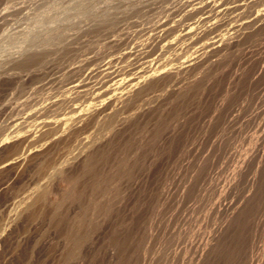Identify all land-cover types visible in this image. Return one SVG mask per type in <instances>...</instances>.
<instances>
[{"label":"rangeland","instance_id":"374dc122","mask_svg":"<svg viewBox=\"0 0 264 264\" xmlns=\"http://www.w3.org/2000/svg\"><path fill=\"white\" fill-rule=\"evenodd\" d=\"M199 6H205L202 12ZM197 13L205 19L203 27L196 21L200 19ZM263 16L264 0H0V141L7 140L4 137L11 141L0 146V167L6 162L0 168V264H143L145 258L153 263L145 260L144 264H155L158 259L165 264L173 260L175 264H199L205 244L222 231L229 233L230 243L220 254L223 259L210 264L229 260L228 264H263ZM211 25L213 33L207 38L225 36L224 40L234 38L232 42L238 44L231 43L200 68H180L178 56L184 61L197 54V46L192 48L190 43L197 37L194 26H200L195 30L203 34L202 29ZM22 47L36 50V58L32 55L18 62ZM166 67L175 72L167 86L153 82L155 87L150 85V90L141 89V95L138 91L135 98H127L133 80ZM169 87L177 89L169 95ZM75 117L80 120L74 124ZM43 121L54 124L48 125L54 130L46 128L54 132L48 130L49 137L42 131L46 126L40 130ZM85 150L101 155L92 159L94 165L90 161V170L83 168ZM19 154L26 160L11 163L22 158ZM76 156L79 159L74 162ZM61 165L67 171L60 176L63 180L62 173L54 170ZM98 170L105 172L99 176ZM110 178L115 181L109 185ZM75 185L71 198L64 194L68 186ZM37 187L39 202L28 206L26 197L34 190L37 193ZM103 187H107V197L101 193ZM91 195L100 199L93 202L90 198L91 203ZM58 196L59 214L49 205ZM85 210L92 216L82 219L90 225L82 222L87 230L81 226L84 239L75 255L64 249V243L74 218L78 222ZM54 213L57 216H51ZM249 228L247 233L255 241L235 242L248 239L245 232ZM165 233L170 240L179 238V243L159 241L161 236L167 239ZM146 243L153 248H149L151 253L145 250V256ZM135 248L136 255L144 256L141 261ZM159 248L171 254L170 262ZM227 251L231 258L225 256Z\"/></svg>","mask_w":264,"mask_h":264},{"label":"bare ground","instance_id":"6f19581e","mask_svg":"<svg viewBox=\"0 0 264 264\" xmlns=\"http://www.w3.org/2000/svg\"><path fill=\"white\" fill-rule=\"evenodd\" d=\"M221 1H222V0H221ZM214 3H215V2H214ZM198 4H199V3H198ZM206 5H207V4H206ZM209 5H211V3H209ZM197 6H198V5H197ZM199 7H200V6H199ZM200 8H202V7H200ZM200 8H198V9H200ZM204 8H205V6H204ZM204 8H202V9L200 10V12H202ZM195 10H197V9H196V8L194 9V14L196 15V11H195ZM260 13H261V12H260ZM260 13H259V14H260ZM198 14H199V13H197V15H198ZM200 15H201V14H200ZM262 15H263V14H262ZM198 16H199V15H198ZM201 17H202V16H201ZM257 17H258V16H257ZM199 18H200V16H199ZM203 18H204V17H203ZM203 18L196 19V21H197V20H200V21H201V22H200V21H199V22L201 23V26H202V27L204 26V24H202V22L205 23V21H204L205 19H203ZM263 18H264V16H263ZM261 19H262V17H261ZM260 21H261V20H260ZM262 21H263V20H262ZM197 22H198V21H197ZM197 22H195V25H196ZM254 22H255V24H256V21H254ZM260 23H262V22H260ZM260 23H259V24H260ZM197 24H198V23H197ZM249 24H250V23H249ZM252 24H253V26H254V23H252ZM252 24H251V25H252ZM199 25H200V24H199ZM213 25L215 26V24H213ZM206 26H207V25H206ZM211 26H212V25H211ZM246 26H247V24H246ZM248 26H249V25H248ZM196 27H197V25H196ZM196 27L194 26L193 34H194V36H197V37H196L195 40L192 39V41L194 40L193 42H190L191 44H194V45H193L194 47H192V45H191L192 48H195V47L197 46V50L194 51V52H197V54H195L196 56L194 55V57H192V58H188V59H186V60H184V61H182V60H183V58H182L183 56L181 57V55H180L181 53L178 54V55H180V56H178V57H181L182 60H180L181 58L178 59V57H177V60H179V62H180V68L185 69V70H195L198 66H199V68H200L201 63H203V62H205V61H206V62L208 61V63H209L211 57H212L214 54H218V53L220 54V52H222L225 48H227L228 46H229V47L232 46L231 43H235V42H236V41H235V42H232V41L234 40V38H231V39H233V40H231V39H227V38H226L227 40H224V39H225V36L222 37V38H224V39L219 38L220 36L217 37V38H215L216 36H215V37H212V36H211V38H209V37L207 38L206 36H207L208 34L210 35V33H213V30H212L213 26H212V27H210V26H209V27H206L205 29L203 28V29H202V30L204 31L203 34H202L199 30H198L199 32H198V31L196 32V30H195ZM199 27H200V26H198V28H199ZM202 27H201V28H202ZM198 28H196V29H198ZM214 28H215V27H214ZM249 28H250V27H249ZM199 29H200V28H199ZM239 29H240V28H239ZM250 30H251V29H250ZM260 30H261V29H260ZM59 31H60V30H59ZM235 31H236V30H235ZM60 32H61V31H60ZM233 32H234V31H233ZM198 33H200V34H202V35H200V34H198ZM256 33H257V32H256ZM259 33H260V32H259ZM225 34H226V33H225ZM227 34H228V33H227ZM234 34H235V33H234ZM234 34L232 35V33H231L232 36H234ZM241 34H242V33H241ZM209 35H208V36H209ZM218 35H219V34H218ZM237 35H238V34H237ZM251 35H252V34H251ZM185 36H187V35H185ZM228 36H230V34H229ZM240 36H241V35H240ZM240 36H239V38H240ZM242 36H243V35H242ZM28 37H29V32L26 34V38H28ZM246 37H248V36H246ZM48 38H49V37H48ZM236 38H238V36H237ZM236 38H235V39H236ZM239 38H238V39H239ZM243 39H244V38H243ZM243 41H244V40H243ZM236 43H237V42H236ZM237 44H238V43H237ZM195 45H196V46H195ZM187 47H188V46H187ZM238 47H239V46H238ZM238 47H237V48H238ZM180 48H182V47H180ZM189 48H190V47H189ZM233 48H235V47H233ZM183 49H184V51H185V49H187V48H186V47H185V48L183 47ZM183 49H182V50H183ZM187 50H188V49H187ZM187 50H186V51H187ZM191 50H192V49H191ZM191 50H190L189 52H191ZM35 51H36V50H32V49H30V48H26V47H22V48L19 49V51H18L17 59H18L19 61H18V60H17V61L20 62V60H21L22 58H24V57H29V58H30V56H32V55L36 58V56H35V55H36ZM186 51H185V52H186ZM181 52H182V54H186L185 52L183 53V51H181ZM189 52L187 53V55H189ZM225 53H226V52H225ZM189 57H190V55H189ZM27 59H28V58H27ZM33 59H34V58H33ZM21 61H22V60H21ZM23 61H25V59H23ZM29 61H30V60H29ZM32 61H33V60H32ZM181 61H182V62H181ZM206 62H205V63H206ZM210 62H211V61H210ZM203 64H204V63H203ZM201 66H202V65H201ZM174 73H175V72L173 71L172 68L166 67V68H164V69L156 70V71H154L153 73H149V75L147 74V76H146V77L144 76L145 78L143 77L144 79L142 78V80H141V79L138 80V78H137V79L135 78L136 80H133V81H135V83H134V84L132 83V85H133L132 89L129 88V89H130V92L128 91L129 93L127 92V95H126V94H125V95L127 96V98H131V97L134 96V94H136V92L140 91L141 89L146 88L147 90L144 89V91H148L149 88H147V87H149L150 85H152L153 82H156V83L158 82V83H159V81H160V85L165 87V86H167V85L170 83V81L173 79V75H174ZM155 80H157V81H155ZM131 82H132V81H131ZM153 85H154V86H153ZM153 85H152V86L155 87V84H153ZM156 85H157V84H156ZM130 87H131V86H130ZM151 88H152V87H151ZM151 88H150V89H151ZM150 89H149V90H150ZM176 89H177L176 87H171V88L169 87V88L166 89V92L170 95L169 92L172 93V91H174V90H176ZM144 91H143V94H144ZM175 92H177V91H175ZM141 93H142V92L140 91V93H138V95H141ZM143 94H142V95H143ZM174 94H175V93H174ZM126 96H125V97H126ZM135 96H136V95H135ZM138 97H139V96H138ZM133 98H135V97H133ZM133 98H132V99H133ZM71 101H73V100H71ZM70 103H71V102H70ZM66 104H67V101H66ZM79 120H80V119H79ZM79 120H78V118L75 117V118H73V123L75 124V122H76V121H79ZM74 121H75V122H74ZM43 122H44V121H43ZM43 122H42V124H39V126H42V127L40 128V130L43 129L44 126H46V127H45V130H44V129L42 130V131L44 132V135H48V132H49V134H53L54 132L51 133L50 131L54 130V127H50V126H48V125H50V124L52 123V121H49L50 124L47 123L48 121H47V122L45 121L44 123H43ZM77 123H78V122H77ZM77 123H76V124H77ZM53 125H54V124H53ZM53 125L51 124V126H53ZM39 126H38V127H39ZM48 127H49V128H52V130L47 129V131L49 130V131L47 132V131H46V128H48ZM45 131L47 132V134H46ZM36 132H37V131H36ZM36 132H34V134H35ZM40 133H41V131H40ZM41 134H42V133H41ZM41 134H40V135H41ZM35 136L38 137L39 135L37 134V135H35ZM50 136H51V135H50ZM48 137H49V135H48ZM4 138H7V140L10 141V138L8 139V137H4ZM14 139H15V138H14ZM0 140H1V139H0ZM3 140H4V142H1L2 140L0 141V142L2 143V145H0V146H3V144L7 141L6 139H3ZM11 140H13V138H12ZM10 142H11V141H10ZM112 142H113V141H112ZM109 143H110V140H109ZM114 143H115V142H114ZM6 144H7V143H6ZM6 144H5V145H6ZM5 145H4V146H5ZM8 145H9V143H8ZM115 145H116V144H115ZM112 146H113V145H112ZM6 147H7V146H6ZM105 147H106V146H105ZM3 148H4V147H3ZM16 148H17V147H16ZM20 148H21V147H20ZM101 148H102V147H99L98 149L101 150ZM108 148H109V146H108ZM114 148H115V147H113V148L110 147L111 150L114 149ZM118 148H119V147H118ZM95 149H96V148H95ZM103 149H104V147H103ZM17 150H18V149H17ZM88 150H89V149H88ZM96 150H97V149H96ZM96 150H94V151H96ZM99 150H98V153L100 152ZM105 150L107 151V148H106ZM0 151H1V150H0ZM14 151H15V150H14ZM85 151H87V150H85ZM112 151H113V150H112ZM16 152H17V151H16ZM22 152H23V151H22ZM87 152H88V154H87L86 156H85V154H84V155L82 154L83 152L81 153V154L83 155V157H84V158L82 157V158H83V161H84V162H83V168L87 167L86 169H88V166H89L90 164H92V163H93L92 165L95 164V160L93 161L92 159H96V158L101 157V155H100L99 157H96V156H95L96 154L94 155L95 152H91V151H87ZM87 152H85V153H87ZM109 152H110V151H109ZM117 152H118V151H117ZM20 153H21V152H20ZM100 153H101V152H100ZM103 153H105V152H103ZM107 153H108V152H107ZM110 153H111V152H110ZM110 153H109V154H110ZM112 153H113V152H112ZM16 154H18V153H16ZM23 154H24V153H23ZM81 154H79V156H80ZM116 154H117V153H116ZM19 155L22 157L21 154H19ZM24 155H25V154H24ZM97 155H98V154H97ZM106 155H107V154H106ZM15 156H16V155H15ZM26 156H27V155H26ZM123 156H124V155H123ZM129 156H130V155H129ZM12 157H14V156H12ZM23 157H24V156H23ZM23 157H22V158H18V157H17V158H15L13 161L11 160L12 158L9 157L8 159H10L12 162H11L10 160H7V161H10L11 163H17V164H19L20 161L23 159ZM27 157H28V156H27ZM117 157H118V156H117ZM119 157H120V156H119ZM125 157H126V155H125ZM25 158H26V157H24V160H26ZM74 158H75V159H74ZM74 158H73V159H74V162H75L76 158H78V157L76 156V157H74ZM102 158H103V157H102ZM127 158H128V157H127ZM78 159H79V158H78ZM106 159L109 160V157L106 158ZM117 159H118V158H117ZM81 160H82V159H81ZM102 160H103V159H102ZM115 160H116V159H115ZM119 160H120V159H119ZM121 160L124 161L123 158H122ZM121 160H120V161H121ZM127 160H128V159H127ZM127 160H126V161H127ZM22 161H23V160H22ZM70 161H71V160H70ZM90 161H93V162L90 163ZM104 161H105V160H104ZM117 161H118V160H117ZM4 162H5V161H4ZM4 162L2 163L3 168H4V165H3ZM18 162H19V163H18ZM68 162H69V161H68ZM71 162H72V161H71ZM71 162H70V165H73V163H71ZM76 162H77V161H76ZM81 162H82V161H79L77 164H79V163L81 164ZM112 162H113V161H112ZM115 162H116V161H115ZM128 162H129V161H128ZM8 163H9V162H7V165H8ZM42 163H43V162H42ZM44 163H45V162H44ZM104 163H107V162H104ZM121 163H122V162H121ZM121 163H118V164L120 165ZM5 164H6V162H5ZM17 164H16V165H17ZM67 164H69V163H67ZM77 164H75V165H77ZM122 164H123V163H122ZM128 164H129V163H128ZM13 165H14V164H13ZM42 165H43V164H42ZM46 165H48V164H46ZM52 165H53V164H52ZM64 165H66V164H64ZM64 165H63V166L61 165L60 167H59V166H57V167L55 166L56 169H54V170H56L57 174H58V172H59V173H62L61 175H59V177H60V176L63 177L62 175L67 174V171H66V169H65L66 167H65ZM111 165L113 166L114 163L111 164ZM111 165H110V167H111ZM0 166H1V164H0ZM5 166H6V165H5ZM9 166H10V164H9ZM73 166H74V165H73ZM77 166H79V165H77ZM77 166H76V167H77ZM80 166H81V165H80ZM96 166H97V164H96ZM123 166H124V165H123ZM123 166H122V167H123ZM127 166H128V165H127ZM51 167H52V166H51ZM53 167H54V166H53ZM68 167H70V170L73 169V168H71V166H68ZM89 167H90V166H89ZM104 167H105V164H104ZM118 167H119V166H118ZM120 167H121V166H120ZM120 167H119V168H120ZM0 168H1V167H0ZM3 168H1V169H3ZM7 168H8V167H7ZM91 168H92V167H91ZM91 168H90V169H91ZM100 168H101V166H100ZM112 168H113V167H112ZM114 168H115V167H114ZM116 168H117V167H116ZM116 168H115V169H116ZM125 168H126V167H124V169H125ZM128 168H129V167H128ZM49 169H50V168H49ZM51 169H52V168H51ZM68 169H69V168H68ZM68 169H67V170H68ZM80 169H81V168H80ZM86 169H84V171H85ZM90 169H88V170H90ZM108 169H109V167H108ZM117 169H118V168H117ZM54 170H53V173H52V174L56 173ZM77 170H78V167H77ZM103 170H105V169H103ZM109 170H112V169H109ZM109 170H108V171H109ZM118 170H119V169H118ZM126 170H127V168H126ZM126 170H124V171H126ZM130 170H131V169H130ZM130 170H129V172H130ZM68 171H69V170H68ZM74 171H75V170H74ZM81 171H82V170H81ZM81 171H79V172H81ZM98 171H100V173L98 172V173H99V176H100V174H102V173L105 172L106 170L103 171V172H102V170H98ZM116 171H117V170H116ZM116 171H115V172H116ZM82 172H83V171H82ZM92 172H93V171H92ZM101 172H102V173H101ZM109 172H111V171H109ZM109 172H108V174H109ZM121 172H122V171H121ZM121 172H120V173H121ZM74 173H75V172H74ZM77 173H78V172H77ZM86 173H87V172H86ZM106 173H107V172H106ZM50 174H51V173H50ZM52 174H51V175H52ZM69 174H71V172H69ZM72 174H73V173H72ZM93 174H94V173H93ZM103 174H104V173H103ZM103 174H102V175H103ZM108 174H107V175H108ZM123 174H124V173H123ZM127 174H129V173H127ZM54 175H55V176H54ZM54 175H53L54 178L57 177L56 174H54ZM76 175H77V174H76ZM86 175L88 176V174H86ZM107 175H105V176H107ZM110 175H111V173H110ZM112 175H113V173H112ZM68 176H69V175H68ZM70 176H71V175H70ZM72 176H73V175H72ZM74 176H75V175H74ZM74 176H73V177H74ZM89 176H90V175H89ZM94 176H95V175H94ZM99 176H98V177H99ZM113 176H114V175H113ZM117 176H118V175H117ZM127 176H129V175H127ZM61 177H60V178H61ZM77 177H78V176H77ZM82 177L84 178V176H82ZM96 177H97V176H96ZM96 177H95V179H96ZM102 177H104V176H102ZM108 177H109V175H108ZM108 177H107V179H108ZM114 177H115V176H114ZM60 178H59V179H60ZM65 178H66V177H65ZM69 178H70V177H69ZM69 178H68V179H69ZM87 178H88V177H87ZM91 178H92V177H91ZM104 178L106 179V177H104ZM61 179H62V178H61ZM68 179H66V180L68 181ZM70 179H72V178H70ZM74 179H75V177H74ZM78 179H80V178H78ZM85 179H86V178H85ZM93 179H94V178H93ZM93 179H90V181L93 180ZM99 179H100V178H99ZM99 179H98V180H99ZM105 179H104V182H106ZM112 179H113V178H112ZM112 179L110 178V182H108L109 185L111 184V181H112V182L115 181V180H112ZM118 179H119V178H118ZM57 180H58V177H57ZM62 180H63V179H62ZM64 180H65V179H64ZM72 180H73V179H72ZM72 180H70V181H72ZM76 180H77V179H76ZM86 180H88V179H86ZM86 180H83V181H86ZM102 180H103V179H102ZM102 180H101V181H102ZM108 180H109V179H108ZM70 181H69V182H70ZM94 181H95V180H94ZM74 182H76V181H74ZM85 183L88 184L87 182H85ZM92 183H93V182H92ZM106 183H107V182H106ZM113 183H114V182H113ZM89 184H90V182H89ZM93 184L96 185V183H93ZM67 185H69V184H67ZM73 185H74V184H73ZM81 185H82V184H81ZM90 185H91V184H90ZM102 185H104V184L102 183ZM109 185H108V186H109ZM112 185H113V184H112ZM50 186H51V185H50ZM84 186H86V185H84ZM87 186H88V185H87ZM97 186H98V185H97ZM97 186L95 187V186L93 185V186H91V187H94V188L97 189ZM106 186H107V184H106ZM108 186H107V187H108ZM46 187H47V186H46ZM46 187H45V189H46ZM66 187H67V186H66ZM75 187H76V185H75V186H68V187H67L68 189L65 190L66 192L63 190L62 193L65 192L64 194H66V195L68 194L69 197H70V195H71V193L74 191V188H75ZM82 187H83V186H82ZM82 187H81V188H82ZM99 187H100V186H99ZM101 187H102V186H101ZM107 187H103V188H101L102 192H101V191H100V192L103 193L104 190H105L104 188H106V190H107ZM112 187H113V186H112ZM48 188H50V187H47V190H48ZM52 188H53V187L51 186V189H52ZM88 188H89V186H88ZM94 188H93V189H94ZM109 188H111V187H109ZM41 189H42V186H41ZM43 189H44V187H43ZM43 189H42V190H43ZM63 189H64V188H63ZM79 189H80V188H79ZM96 189H95L94 191H92V192H95ZM99 189H100V188H99ZM37 190H38V187H37V189H36V192H37V193H35V192H34L35 190H34V191H32V193H30V194H32V196H30V194H28V196H30V197H29V198L26 197L27 200H28V202H26V201H25V202L28 204V206L31 205V204H34V202L37 200V198L40 197V196H38V194H40V190H39V192H38ZM47 190L45 191L46 193L48 192ZM49 190H50V189H49ZM80 190H82V189H80ZM86 190H87V189H86ZM106 190H105V192H106ZM108 190H109V189H108ZM43 191H44V190H43ZM43 191H42V193H43ZM75 191H76V189H75ZM75 191H74V192H75ZM78 191H79V190H78ZM83 191H84V190H83ZM89 191H90V190H89ZM97 191H98V190H97ZM113 191H114V190H113ZM113 191H112V192H113ZM45 192H44V193H45ZM49 192H50V191H49ZM49 192H48V193H49ZM51 192H53V190H51ZM57 192H58V191H57ZM67 192H68V193H67ZM69 192H70V193H69ZM81 192H82V191H81ZM86 192H87V191H86ZM86 192H85V193H86ZM105 192H104L103 196H104L105 194H107V193H105ZM33 193H34V194H33ZM48 193L45 194V195H49ZM77 193H78V192H77ZM87 193H88V192H87ZM90 193H91V191H90ZM90 193H89V194H90ZM108 193H109V192H108ZM36 194H37V195H36ZM91 194H92V193H91ZM94 194H95V193H94ZM41 195L43 196V194H41ZM75 195H76V194H75ZM83 195H84V194H83ZM86 195H87V194H86ZM86 195H85V196H86ZM92 195H93V194H92ZM92 195H91V197L89 196V199H90V198L93 199V202H94V200H97V199L99 198V197H98L97 199H94L96 196H98L97 193H96V196L93 197V198H92ZM36 196H37V197H36ZM59 196H60V195H59ZM59 196H58L57 200H55V199H56V196H55V199H54L55 201L53 200V202H51L52 200H50L51 204H52V203H53V204H52V205L49 204V205H50V207L52 206L51 208H53V206H54L55 211H56L57 209L60 210L59 208L62 206V204H61V202H60V198H59ZM81 196H82V195H81ZM105 196H106V195H105ZM44 197H45V196H44ZM44 197H43V198H44ZM60 197H63V198H64V197H66V196L63 195V196H60ZM69 197H67V199H68ZM71 197H72V196H71ZM71 197H70V198H71ZM106 197H107V196H106ZM49 198H51V197L49 196ZM78 198H79V196H78ZM78 198H77V199H78ZM80 198H81V197H80ZM39 199H40V198H39ZM41 199H42V198H41ZM58 199H59V200H58ZM64 199H65V198H64ZM64 199H62V200H64ZM73 199H74V197H73ZM91 199H90V200H91ZM99 199H100V198H99ZM81 200H82V199H80V201H81ZM85 200H86V199H85ZM85 200H84V202H85ZM37 201H38V200H37ZM48 201H49V200H48ZM66 201H67V200H66ZM70 201H71V199H70ZM74 201H75V200H74ZM38 202H39V201H38ZM43 202H44V200H43ZM46 202H47V201H46ZM46 202H45V203H46ZM50 202H49V203H50ZM58 202H60V204H59ZM62 202H65V200L62 201ZM71 202H72V201H71ZM76 202L78 203V201H76ZM90 202L92 203V200H91ZM41 203H42V202H41ZM82 203H83V202H82ZM86 203H87V202H86ZM86 203H84V204H86ZM96 203H97V202H96ZM71 204H72V203H71ZM88 204H90V203H88ZM101 204H102V203H101ZM101 204H100V206H101ZM24 205H25V203H24ZM34 205H35V204H34ZM36 205H37V204H36ZM36 205H35V206H36ZM60 205H61V206H60ZM72 205H73V204H72ZM94 205H95V203H94L93 205L91 204L90 207L92 208ZM104 205H105V204H104ZM28 206H27V207H28ZM63 206H64V205H63ZM79 206H80V205H79ZM98 206H99V204H98ZM98 206H96V207L98 208ZM100 206H99V208H100ZM102 206H103V205H102ZM27 207H26L25 209H28ZM77 207H78V206H77ZM87 207H89V206L87 205ZM87 207H86V208H87ZM96 207H95V209H97ZM51 208H50V209H51ZM62 208H63V207H62ZM80 208H81V207H80ZM93 208H94V207H93ZM93 208H92V209H93ZM99 208L97 209V211L99 210ZM101 208H102V207H101ZM103 208H104V207H103ZM75 209H77V208H75ZM81 209H82V208H81ZM83 209H84V208H83ZM89 209H90V208H89ZM95 209H94V210H95ZM106 209H107V208H106ZM58 210H57V213L59 214L60 212H59ZM101 210H102V209H101ZM53 211H54V210H51V212H53ZM55 211H54V212H55ZM105 211H106V210H105ZM35 212H36V211H35ZM78 212H81V210L78 211ZM83 212H84V211H82V213H83ZM67 213H68V212H67ZM67 213H66V215H67ZM84 213H86V210H85ZM89 213H90V214H89ZM103 213H104V212H103ZM51 214H52V213H51ZM54 214H56V213H54ZM54 214L51 215V216H53V217L57 216V214H56V215H54ZM63 214H64V213H63ZM73 214H75V213H73ZM79 214H80V213H79ZM86 214H87V215L89 214V216L86 217V216H85ZM86 214H84L83 218H80V219H79V217H81V216L79 215V217H78L79 221H78V222L76 221L77 219L74 218L75 221L72 222V228H70L71 226L69 227L70 229H72V232L70 231L71 233H69V232H66V233H65L66 235L69 233V236H68V237H67L66 235H64L65 237L68 238V239L66 238L67 240L65 239L66 241H65V243H64V244H65L64 249H65V247H66L67 249H69V251L72 250V251H71L72 253H73V251L75 250V248H77L78 246L80 247V245H81V244H80V243H81V240L84 239V238H81V232H82V231H81V229H82L81 226L85 228V226L90 225V223L87 224V222H85V221L87 220L88 217L90 218V217L92 216V214H91L90 211H88ZM94 214H95V212H94ZM263 214H264V213H263ZM64 215H65V214H64ZM66 215H65V216H66ZM81 215H82V214H81ZM90 215H91V216H90ZM58 216H59V215H58ZM65 216H64V217H65ZM96 216H97V214H96ZM72 217H73V216L71 215L70 219H72ZM74 217H76V216H74ZM84 217H86V219H84ZM65 218H66V217H65ZM65 218H64V219H65ZM93 218H95L94 215H93ZM52 219H53V218H52ZM55 219H56V218H55ZM55 219H54V220H55ZM58 219H61V218L58 217ZM82 219L85 220V221H82ZM80 220H81V221H80ZM92 220H93V219H91V221H89V222L92 223ZM57 221H58V220H57ZM61 221H62V220H61ZM64 221H65V220H64ZM66 221H67V220H66ZM66 221H65V222H66ZM68 221H69V220H68ZM82 222H83V223H86L87 225L84 224V226H83V225H82V224H83ZM93 222H94V221H93ZM57 223H58V222H57ZM59 223H60V222H59ZM229 223H230V222H229ZM263 223H264V222H263ZM69 224H70V223H69ZM69 224H68V225H69ZM92 224H93V223H92ZM240 224H241V223H240ZM229 225H232V224L230 223ZM236 225H239V224H235V226H236ZM260 225H262V223H261ZM260 225L258 224L256 227L261 228V227L263 226V225H262V226L260 227ZM92 226H93V225H92ZM247 226H248V225H246L245 227H247ZM254 226H255V225H254ZM67 227H68V226H67ZM88 227H90V226H88ZM230 227L233 228V226H228L229 229H230ZM237 227H239V226H237ZM237 227H236V230H237ZM245 227H244V230H245ZM223 228L225 229L226 227L223 226V227H222V230H223ZM240 228H241V227H240ZM240 228H238V229L240 230ZM70 229H68V230L66 229V230L69 231ZM85 229L87 230V228H85ZM175 229H176V228H175ZM175 229H173V230L171 229V230H172V232H171L172 234L174 233V230H175ZM177 229H178V228H177ZM177 229H176V233H174L175 235L177 234ZM229 229H228V230H229ZM261 229H262V228H261ZM263 229H264V228H263ZM241 230H243V229L241 228ZM249 230H250V228H249L248 231H246L245 233H247V232L249 233ZM83 231H84L85 233H87L85 230H83ZM166 231H170V229H169V230H166ZM181 232H182V230H181ZM223 232H224V233H223ZM248 233H247V234H248ZM83 234H84V233H83ZM162 234H163V233H162ZM167 234H168V233H167ZM174 234H173V235H174ZM186 234H187V233H186ZM225 234H226V235H225ZM231 234H232V233H231ZM231 234H230V237H231ZM260 234H261V233H260ZM84 235H86V234H84ZM165 235H166V233H165ZM165 235H164V236H165ZM178 235H179V233H178ZM217 235H218V237H216V239H215L214 241H212V242H209V241H208V243L205 244V248H204L203 252L201 253V255H200V257H199L200 260H201V262H200L199 264H210L212 261H216V258H219V260H220V258L223 259L224 256L221 257L220 254L222 253V251L225 250V248L228 247V243H230V242H228L230 239L227 240V235H229V233H228V232L225 233V231H222V234H221V235H220V234H217ZM244 235H246V234H244ZM257 235H258V234H257ZM257 235H256V236H257ZM82 236H83V235H82ZM160 236H161V235H160ZM169 236H170V235H169ZM183 236H184V235H182V236L180 235V236H178V237H183ZM214 236H215V235H214ZM246 236H248V237H247L248 239H245V238H244V240H243L242 238H239V239L237 238V239H235V242H236L237 240H239V244L242 243V245H243V244H245V243H243L242 241L249 240V239H250V241L253 240V239H251V238H252V237H251L252 235L250 236V235L248 234V235H246ZM246 236H245V237H246ZM249 236H250V238H249ZM258 236H260V235H258ZM261 236H262V235H261ZM261 236H260V237H261ZM119 237H120V236H119ZM162 237H163V236H161V238L159 237V238H160L159 241L165 242V240H170V239H168L169 237L167 238V235L165 236L167 239H165L164 237L162 238ZM233 237L236 238L235 235H233ZM260 237H259V238H260ZM80 238H81V239H80ZM85 238H86V237H85ZM143 238H144V237H143ZM170 238H171V236H170ZM212 238H213V237H212ZM86 239H87V238H86ZM122 239H123V238H122ZM134 239H136V238H134ZM145 239H147V238H145ZM152 239H153V238H152ZM157 239H158V238H157ZM161 239H162V240H161ZM172 239H173V237L171 238V240H170L169 242L172 243V242L176 239V237L173 239V241H172ZM181 239H182V238H181ZM232 239H233V238H232ZM232 239H231V240H232ZM240 239H242V240L240 241ZM137 240H139V239L137 238ZM207 240H208V239H207ZM210 240H211V238H210ZM212 240H213V239H212ZM257 240H258V239H257ZM257 240H256V241H257ZM124 241H125V240H124ZM131 241H132V240H131ZM131 241H128V242H131ZM133 241H134V240H133ZM133 241H132V242H133ZM143 241H144V240H143ZM175 241H177V240H175ZM179 241H180V240H179V238H178V241H177V242L179 243ZM184 241H185V240H183V241H181V242L185 243ZM232 241H233V240H232ZM253 241H255V240H253ZM259 241H260V240H259ZM82 242H83V241H82ZM134 242H135V241H134ZM144 242H145V241H144ZM169 242H165V244L168 243L169 245H171ZM181 242H180V244H181ZM227 242H228V243H227ZM233 242H234V241H233ZM235 242H234V244H235ZM245 242H247V241H245ZM257 242H258V241H257ZM261 242H262V241H261ZM121 243H122V242H121ZM137 243H138V242H137ZM151 243H152V244H153V243L155 244L156 242H153V241H152ZM151 243H150V244H151ZM160 243H161V242H160ZM160 243L158 242V244H160ZM178 243H177V244H178ZM183 243H182V244H183ZM258 243H259V242H258ZM79 244H80V245H79ZM131 244H132V243H131ZM134 244H135V243H134ZM146 244H147V243H146ZM154 244H153V245H154ZM158 244H157V245H158ZM168 244H167V245H168ZM175 244H176V243H175ZM175 244L172 243V245H175ZM180 244L177 245V246L179 247ZM234 244H233V245H234ZM260 244H261V243H260ZM127 245L130 246V244H127ZM143 245H145V244L143 243ZM147 245L149 246L148 249H144V250H143L144 247L142 246V247H143V248H142V250H143L142 252H143V253L147 252V251H145V250H148V253H151V252L149 251V248L152 249L153 246L151 247V245H149V243H148ZM157 245H156V248H157ZM167 245H165V246H166V247H169V246H167ZM183 245H184V244H183ZM183 245H182V246H183ZM231 245H232V244H231ZM247 245L249 246V243H248ZM250 245H251V244H250ZM118 246H119V245H118ZM137 246H138V245H137ZM139 246H140V245H139ZM158 246H159V245H158ZM161 246H162V244H161ZM161 246H160V247H161ZM177 246H175V247H177ZM252 246H253V245H252ZM145 247H146V245H145ZM170 247L172 248L173 246H170ZM183 247H184V246H183ZM244 247H245V245H244ZM122 248H123V247H122ZM125 248H126V247H125ZM127 248H128V247H127ZM133 248H134V247H133ZM179 248H180V247H179ZM186 248H187V247H184L185 250H186ZM70 249H71V250H70ZM135 249H136V248H135ZM137 249H140V248L138 247ZM137 249H136L137 252L134 253L135 255L138 254V250H137ZM159 249H160V248H159ZM159 249H158V250H159ZM163 249H164V247H163ZM163 249L161 248L159 252H161V250H162V253H163V254H166L167 252H166V253L163 252ZM173 249H174V248H173ZM234 249H235V248H234ZM253 249H254V248H253ZM255 249H256V248H255ZM78 250H79V249H78ZM78 250L76 249V251H78ZM126 250H127V249H126ZM128 250H129V249H128ZM176 250H178V248H177ZM176 250H175V252L178 254V252H177ZM179 250H180V249H179ZM179 250H178V251H179ZM64 251H65V250H64ZM64 251H63V252H64ZM66 251L68 252V250H66ZM116 251H117V250H116ZM129 251H130V250H129ZM139 251H140V250H139ZM144 251H145V252H144ZM164 251H165V250H164ZM173 251H174V250H173ZM235 251H236V249H235ZM246 251H247V250H246ZM255 251H256V250H255ZM257 251H259V250H257ZM67 252H66L65 254H67L66 257L69 259V257H68V253H67ZM74 252H75V251H74ZM131 252H132V249H131ZM131 252H130L129 254H131ZM140 252H141V251H140ZM140 252H139V253H140ZM153 252H154V251H153ZM180 252H182V251L180 250ZM180 252H179V253H180ZM247 252H249V251H247ZM253 252H254V251H253ZM253 252H252V253H253ZM112 253H113V252H112ZM148 253H147V254H148ZM245 253H246V252H245ZM256 253H258V252H256ZM73 254H74V253H73ZM73 254H71V256H72ZM134 254H133V255H134ZM140 254H141V253H140ZM152 254H154V253H152ZM172 254H173V253H172ZM229 254H230L229 256H230V258H231V253H229ZM248 254H249V253H248ZM254 254H255V252H254ZM75 255H76V252H75ZM115 255H116V254H115ZM122 255H123V254H122ZM141 255H142V254H141ZM143 255H144V254H143ZM155 255H156V254H154V256H153L154 258H153V259L156 258ZM157 255L159 256L160 254L157 253ZM161 255H162V254H161ZM166 255H167V254H166ZM166 255L164 256L165 258H167L168 255H171V254L168 253V255H167V256H166ZM224 255H225V254H224ZM241 255H244V254H241ZM250 255H251V253H250ZM63 256H64V255H63ZM71 256H70V258H71ZM73 256H74V255H73ZM77 256H78V255H77ZM112 256H113V255H112ZM118 256H119V255H118ZM126 256H128V255H125V257H126ZM136 256H138V255H136ZM145 256H146V253H145ZM147 256L150 257V254L147 255ZM151 256H152V255H151ZM180 256H181V255H180ZM218 256H220V257H218ZM225 256H228V251H227V254H226ZM229 256H228V257H229ZM245 256H246V255H245ZM257 256H260V254L257 255ZM132 257H133V256H132ZM138 257L141 258V259H140V261H141V260H142V257H144V256H142V257H141V256H138ZM148 257H147V259H149ZM162 257H163V256H162ZM164 257H163V259H164ZM174 257H175V256H174ZM174 257H173V258H174ZM178 257H179V256H178ZM247 257L250 258V256H248V255H247ZM255 257H256V256H255ZM80 258H81V257H80ZM134 258H136V257H134ZM158 258H159V257H158ZM173 258H171V259H173ZM249 258H248V259H249ZM252 258H254V257H252ZM260 258H261V257H260ZM260 258H259V260H261V259L263 258V256H262L261 259H260ZM65 259H66V258H65ZM115 259H116V258H115ZM117 259H118V258H117ZM119 259H120V258H119ZM119 259H118V260H119ZM121 259H122V258H121ZM127 259H128V258H127ZM137 259H139V258H137ZM137 259H136V260H137ZM150 259H151V258H150ZM153 259H152V260H153ZM174 259H177V258H174ZM181 259H182V258H181ZM224 259H225V258H224ZM226 259H227V258H226ZM234 259H235V258H232L231 260H234ZM112 260H113V259H112ZM123 260H124V259H123ZM143 260H144V259H143ZM145 260H146V258H145ZM145 260H144V263H145ZM152 260H151V261H152ZM156 260H157V259H156ZM158 260H160V262H159ZM158 260L155 261L154 263H155V264H156V262H157V263H163V262H161V259H158ZM168 260H169V259L167 258L166 261H167V262H170V260H169V261H168ZM217 260H218V259H217ZM219 260H218V261H219ZM240 260H241V259H240ZM250 260H253V259H250ZM257 260H258V259H257ZM65 261H67V260H65ZM113 261H115V260H113ZM124 261H125V260H124ZM128 261H129V260H128ZM131 261H134V260H132V258H131ZM146 261H147V260H146ZM173 261H174V260H173ZM173 261H171V262L175 264V263H176V260H175V262H173ZM229 261H230V260H229ZM229 261H228V262H229ZM235 261H238V260H235ZM262 261H263V260H261L260 263H261ZM125 262H126V261H125ZM147 262H148V261H147ZM147 262H146V263H147ZM228 262H225V263L228 264ZM256 262H257V261H254V264H255ZM62 263H63V262H62ZM108 263H109V262H108ZM127 263H128V262H127ZM135 263H136V261H135ZM135 263H134V264H135ZM138 263H139V261L137 262V264H138ZM144 263H143V264H144ZM148 263H153V262H150V261H149ZM148 263H147V264H148ZM172 263H171V264H172ZM219 263H220V261H219ZM225 263H224V264H225ZM262 263H263V262H262ZM58 264H59V263H58ZM125 264H126V263H125ZM129 264H130V263H129ZM140 264H142V262H140ZM163 264H165V263H163ZM220 264H222V263H220ZM235 264H237V262H235ZM250 264H251V263H250ZM258 264H259V263H258ZM263 264H264V263H263Z\"/></svg>","mask_w":264,"mask_h":264}]
</instances>
